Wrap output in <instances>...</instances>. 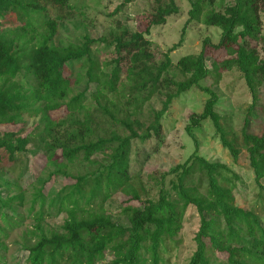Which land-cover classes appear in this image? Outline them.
I'll return each instance as SVG.
<instances>
[{
  "label": "trees",
  "instance_id": "obj_1",
  "mask_svg": "<svg viewBox=\"0 0 264 264\" xmlns=\"http://www.w3.org/2000/svg\"><path fill=\"white\" fill-rule=\"evenodd\" d=\"M77 1L83 2L0 0V163L5 159L0 165V263H5L2 240L23 221V216L17 220L9 213L25 201V190L18 184L26 173L21 158L40 152L51 170L26 183L40 186L30 201L29 212L38 206L33 228L21 236L27 264H167L165 256L178 244L188 207L196 210L199 226L187 264H264V106L259 105L264 103L259 98L264 87V0H187L188 19L180 39L161 59L150 31L179 13L176 0H154L143 31L116 21L118 36L109 43L88 35L81 43H54L59 22L69 19ZM244 1L254 13V24L242 13ZM50 7L69 11L50 18ZM7 16L16 17L19 25L3 28L1 19ZM191 22L219 30L217 44L205 37L203 46L235 55L234 66L251 92L252 108L241 128L252 172L249 206L236 200L241 180L233 166L208 160L198 150L193 132L210 122L232 164L239 156L215 110L218 95L201 85L213 73L204 50L172 63L170 53L181 46ZM96 46L111 50L112 57L99 61ZM218 68L214 60L217 77ZM19 75L24 76L23 84L14 80ZM91 83L98 94L87 104L84 94ZM193 87L207 96L202 112L191 114L185 126L193 149L182 163L147 175L151 184L146 186L131 171L132 143L159 137L171 102ZM154 97L162 98L161 107L150 110L146 125L141 119L144 105ZM62 107L64 118L54 120L50 112ZM258 107L260 132H255L251 116ZM29 119L32 129L27 131ZM9 126L18 129L7 130ZM74 165L81 166L80 171L72 173ZM15 167L19 175L10 180L7 175ZM53 181H62L61 187H54ZM52 211L65 214L55 228L44 225ZM114 216L125 223L114 221Z\"/></svg>",
  "mask_w": 264,
  "mask_h": 264
},
{
  "label": "rangeland",
  "instance_id": "obj_2",
  "mask_svg": "<svg viewBox=\"0 0 264 264\" xmlns=\"http://www.w3.org/2000/svg\"><path fill=\"white\" fill-rule=\"evenodd\" d=\"M154 0H134L131 3L123 4L122 0H83L73 2L75 5L70 12L69 19L59 22L58 31L53 41L54 43H81L83 36L88 35L91 38H101L105 42H111L118 36L116 21L126 25L132 31H143L148 22V14L151 10ZM179 7V13L169 16L166 23L152 27L150 31V40L153 43L157 58H162L163 53L171 49L180 39L182 27L188 19L189 4L187 0H176ZM117 10V13H114ZM67 9L56 11L54 7L48 9L47 15L50 18H55L56 14L67 15ZM242 13L251 22L255 23V16L250 8L249 2L244 1L242 4ZM2 26L5 29H13L18 24L16 17L7 16L1 19ZM41 29L38 28V31ZM258 31V30H257ZM253 31L252 36L257 34ZM264 33V21H262V32ZM205 37L210 39L212 44H217L220 38V32L215 27H207L196 22L189 23L185 28V34L181 46L171 51L170 56L172 63L175 64L178 59L186 54H199L204 50L206 56V64L211 69L212 75L204 82L202 86H209L217 95L218 102L215 106L216 112L221 119V126L225 132L228 141L232 142L236 149L239 150V156L235 164H232L230 155L224 149L218 137L215 136L214 128L210 122H205L200 129L193 132L199 147L200 155L208 160L220 161L228 165H232L235 172L240 176V182L235 192L236 200L241 206L251 205L250 200L253 199V194H248V186L252 183V172L249 167L248 155L241 142V128L244 120L247 117L248 111L252 108V97L245 80L235 68V55L218 54L210 45L203 46L202 42ZM252 46L255 41L250 39ZM96 50L95 56L99 61H106L112 57L111 50H105L102 46L93 48ZM216 61L219 69V77H217L212 69L213 61ZM78 68L74 66V71ZM73 71V72H74ZM68 73V71H66ZM15 82L23 84L24 76L16 77ZM83 84L76 89L82 90ZM97 85L91 83L89 89L85 92L84 97L86 103H91L97 96ZM76 91V92H77ZM264 87L260 88L261 100H264ZM207 96L197 87H193L187 92L175 98L168 111L164 114L161 120V133L159 137L152 136L145 142L138 140L133 141L131 151V171L132 174L139 175L146 186L151 184L147 181V175L152 172H165L174 165L182 163L193 149V141L187 135L185 126L189 121L191 114H200L203 110L204 102ZM161 97H154L149 103L144 105L143 114L141 116L144 124H148L150 110H158L161 107ZM259 105L264 106L263 102ZM256 111V112H255ZM253 110L251 121L255 132H260L259 115L261 108ZM50 116L54 120L64 118V108H59L50 112ZM32 120L25 126L29 131L32 129ZM18 126H9L7 130L16 131ZM26 131V132H27ZM120 131V130H119ZM125 134L126 132H121ZM32 149V146H28ZM21 161L26 166V173L18 184L25 191L24 204L17 209H10L9 213L14 219L19 220V216H23V221L19 226L14 227L10 231L7 238L2 240L6 246L1 254L5 256V263L2 264H27L26 252L21 249V236L25 230L32 229L34 225V210L29 212L31 198L34 197L40 190V186H27L35 177H46L50 166H44L42 153L27 155L21 158ZM5 159L0 165H4ZM81 166L74 165L70 171L75 173L80 171ZM7 178L14 180L18 177L19 171L15 167L9 172ZM135 175V176H136ZM13 177V178H12ZM37 181V180H36ZM63 181V180H62ZM61 182H57V189L61 187ZM149 182V183H148ZM34 184V182L32 183ZM50 184V183H49ZM53 184L48 187L52 188ZM251 188V187H250ZM249 188V189H250ZM46 189V188H45ZM154 189H151L153 193ZM45 192V191H44ZM250 196V197H249ZM123 199V197H120ZM64 213L52 211L50 215L45 216V223L49 228H55L61 225ZM113 220L120 223H125L124 219L114 216ZM199 226V216L193 207H188L183 219L182 229L179 233L178 244L171 248V251L166 254L167 264H187L189 258L195 250L194 236ZM223 255H219L222 258ZM1 264V263H0Z\"/></svg>",
  "mask_w": 264,
  "mask_h": 264
}]
</instances>
